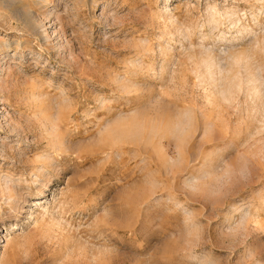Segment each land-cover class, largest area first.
<instances>
[{
	"label": "rangeland",
	"instance_id": "obj_1",
	"mask_svg": "<svg viewBox=\"0 0 264 264\" xmlns=\"http://www.w3.org/2000/svg\"><path fill=\"white\" fill-rule=\"evenodd\" d=\"M0 264H264V0H0Z\"/></svg>",
	"mask_w": 264,
	"mask_h": 264
},
{
	"label": "bare ground",
	"instance_id": "obj_2",
	"mask_svg": "<svg viewBox=\"0 0 264 264\" xmlns=\"http://www.w3.org/2000/svg\"><path fill=\"white\" fill-rule=\"evenodd\" d=\"M14 4V3H13ZM26 8V7H25ZM24 8V6L22 7H20V10H18L19 12H18V14H19V16H20V18H21V20L23 21V23H29L28 25H30L31 26V19H30V17H29V13H28V8H27V10ZM124 128V127H123ZM123 128H122V130H123ZM125 129V128H124ZM123 134H125V133H123ZM127 135V134H126ZM52 141H53V139H52ZM54 148V147H53ZM43 192H41V193H39V194H42Z\"/></svg>",
	"mask_w": 264,
	"mask_h": 264
}]
</instances>
